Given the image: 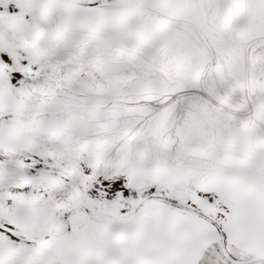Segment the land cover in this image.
<instances>
[{
  "label": "snow or ice",
  "instance_id": "6c2138e0",
  "mask_svg": "<svg viewBox=\"0 0 264 264\" xmlns=\"http://www.w3.org/2000/svg\"><path fill=\"white\" fill-rule=\"evenodd\" d=\"M0 264H264V0H0Z\"/></svg>",
  "mask_w": 264,
  "mask_h": 264
}]
</instances>
